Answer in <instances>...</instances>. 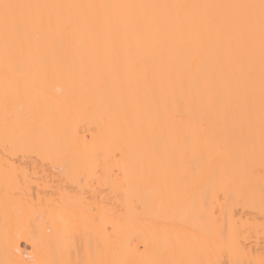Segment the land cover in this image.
<instances>
[{"label": "bare ground", "instance_id": "obj_1", "mask_svg": "<svg viewBox=\"0 0 264 264\" xmlns=\"http://www.w3.org/2000/svg\"><path fill=\"white\" fill-rule=\"evenodd\" d=\"M0 264H264V0H0Z\"/></svg>", "mask_w": 264, "mask_h": 264}]
</instances>
